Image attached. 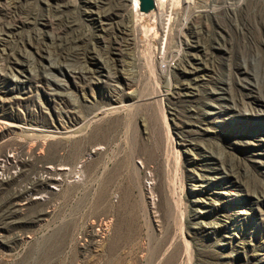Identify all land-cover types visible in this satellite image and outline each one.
<instances>
[{
  "label": "rangeland",
  "instance_id": "1",
  "mask_svg": "<svg viewBox=\"0 0 264 264\" xmlns=\"http://www.w3.org/2000/svg\"><path fill=\"white\" fill-rule=\"evenodd\" d=\"M218 1L163 57L131 0H0V264H264V0Z\"/></svg>",
  "mask_w": 264,
  "mask_h": 264
},
{
  "label": "built area",
  "instance_id": "2",
  "mask_svg": "<svg viewBox=\"0 0 264 264\" xmlns=\"http://www.w3.org/2000/svg\"><path fill=\"white\" fill-rule=\"evenodd\" d=\"M186 1V3H185ZM163 0L162 2L156 0V6H157V12L152 16L151 23L153 24V27L147 32L146 38L154 37L155 39H158V43L160 44V48L157 51L160 52L161 56L165 55L166 47L168 44L169 35L172 33L174 27V23L182 18V21H184V24L188 22L187 15L189 12L198 14V13H205L206 15H212L217 11V9L221 8L218 7V0ZM184 11L185 18L180 17V11ZM161 14L162 16H159ZM144 16V15H143ZM180 18H179V17ZM187 19V20H185ZM159 31L157 36L155 37V33ZM158 52V55H159ZM171 61L165 60L164 64L161 65V68L165 70H169L172 67ZM8 129L6 123L4 120L0 119V148L2 147L3 142L5 141V138H3L4 131ZM20 157L19 152L17 150V147H11L7 149L0 150V185L7 184L10 181H12L14 178L19 176V168L17 167V158ZM21 173V172H20ZM42 177V178H41ZM47 177V175H44L41 171L39 174L40 179H43ZM51 178V177H49ZM56 178L53 177V183L49 185V190L51 193H56L59 190L58 181ZM151 181L147 180L146 185L148 187L151 186ZM25 187L28 186L27 189H30L31 187L29 185L24 184ZM31 191V192H30ZM27 190L28 193L32 194V190ZM39 197L37 199H41L42 201H45L47 196L42 194H37ZM36 195V196H37ZM35 196V197H36ZM34 197V199H35ZM2 237V234H0V238ZM2 242V240L0 239Z\"/></svg>",
  "mask_w": 264,
  "mask_h": 264
},
{
  "label": "water",
  "instance_id": "3",
  "mask_svg": "<svg viewBox=\"0 0 264 264\" xmlns=\"http://www.w3.org/2000/svg\"><path fill=\"white\" fill-rule=\"evenodd\" d=\"M131 3L139 14L149 19L157 12L156 0H131Z\"/></svg>",
  "mask_w": 264,
  "mask_h": 264
},
{
  "label": "bare ground",
  "instance_id": "4",
  "mask_svg": "<svg viewBox=\"0 0 264 264\" xmlns=\"http://www.w3.org/2000/svg\"><path fill=\"white\" fill-rule=\"evenodd\" d=\"M159 1L160 2H162L163 0H158V3H159ZM185 0H183V2H184ZM239 1H241V0H239ZM185 3H186V1H185ZM133 12H135V13H137L138 14V11L137 10H135V9H133ZM191 15V14H190ZM140 16H141V14H140ZM159 16H162L161 14H159ZM141 17H143V16H141ZM185 17V16H184ZM139 21H140V24H141V20L139 19ZM143 29H144V31H149L150 29H148L147 28V26L145 27V26H143L142 27ZM158 30H157V32L155 33V37L157 36V34H158ZM176 35H177V32H176ZM51 52V51H50ZM172 52V51H171ZM111 74H109V76H110ZM116 77V76H115ZM110 78H112V77H110ZM128 85L131 87L132 86V84L129 82L128 83ZM117 89V88H116ZM4 122L6 123V125H7V127H9L10 125H11V123H9L8 121H6V120H4ZM34 129V128H33ZM62 130V129H61ZM56 132H61V131H57L56 130ZM64 169V168H63ZM62 170V169H61Z\"/></svg>",
  "mask_w": 264,
  "mask_h": 264
}]
</instances>
